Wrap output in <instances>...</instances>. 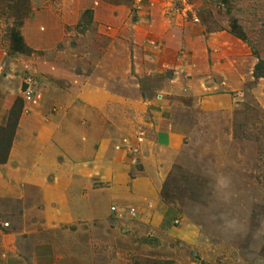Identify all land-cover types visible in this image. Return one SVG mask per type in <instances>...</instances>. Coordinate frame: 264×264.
I'll return each instance as SVG.
<instances>
[{"label": "rangeland", "instance_id": "rangeland-1", "mask_svg": "<svg viewBox=\"0 0 264 264\" xmlns=\"http://www.w3.org/2000/svg\"><path fill=\"white\" fill-rule=\"evenodd\" d=\"M260 61L264 0H0V264H264Z\"/></svg>", "mask_w": 264, "mask_h": 264}, {"label": "trees", "instance_id": "trees-1", "mask_svg": "<svg viewBox=\"0 0 264 264\" xmlns=\"http://www.w3.org/2000/svg\"><path fill=\"white\" fill-rule=\"evenodd\" d=\"M235 34V33H234ZM241 40V37L238 36ZM13 43L15 46L16 52H24V45H22V39L18 33H13ZM255 78L256 79H264V62L260 61V63L255 68ZM17 124L9 122L5 128H0V135L7 140L8 145L6 146L3 141H0V155H4V159L0 161V164H4L7 160L6 156L11 148V144L13 141L14 133L16 132ZM6 147V150H3Z\"/></svg>", "mask_w": 264, "mask_h": 264}, {"label": "crops", "instance_id": "crops-1", "mask_svg": "<svg viewBox=\"0 0 264 264\" xmlns=\"http://www.w3.org/2000/svg\"><path fill=\"white\" fill-rule=\"evenodd\" d=\"M210 41H208L207 42V45L208 46H210V43H209ZM208 46H207V51H206V54H207V64H208V66L210 65V62H212V61H216V60H220V58L218 59L217 57L219 56V53H220V49L218 50V51H216V52H214V54L215 55H212L211 53L212 52H210L209 51V48H208ZM218 48H214V50H217ZM216 56V57H215ZM219 64V63H218ZM59 192H62V193H64L62 190H58ZM57 191V192H58ZM57 192H55V193H57ZM49 200L51 199V197L50 198H48Z\"/></svg>", "mask_w": 264, "mask_h": 264}, {"label": "built area", "instance_id": "built-area-1", "mask_svg": "<svg viewBox=\"0 0 264 264\" xmlns=\"http://www.w3.org/2000/svg\"><path fill=\"white\" fill-rule=\"evenodd\" d=\"M138 1H141V0H138ZM23 96H24V99L26 100V101H28V102H30V103H32V102H35V103H37V101H36V97L34 96V93H33V91L31 90V88H25L24 90H23Z\"/></svg>", "mask_w": 264, "mask_h": 264}]
</instances>
